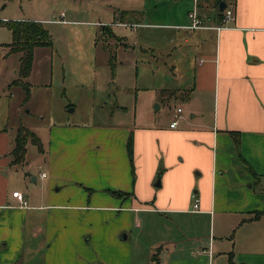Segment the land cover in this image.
Instances as JSON below:
<instances>
[{
    "label": "crops",
    "instance_id": "0c3cea01",
    "mask_svg": "<svg viewBox=\"0 0 264 264\" xmlns=\"http://www.w3.org/2000/svg\"><path fill=\"white\" fill-rule=\"evenodd\" d=\"M220 1L136 0L115 15L163 26L169 52L154 61L176 87L153 101L184 103L176 127L172 115L52 127L36 173L11 162L18 107L0 118V264H264V0H223L225 26ZM194 7L202 25L191 29Z\"/></svg>",
    "mask_w": 264,
    "mask_h": 264
},
{
    "label": "rangeland",
    "instance_id": "374dc122",
    "mask_svg": "<svg viewBox=\"0 0 264 264\" xmlns=\"http://www.w3.org/2000/svg\"><path fill=\"white\" fill-rule=\"evenodd\" d=\"M136 5V0H0V118L17 106V121L43 142L52 127L105 129L143 121L168 123L174 107L184 103L153 101L161 86L176 83L168 66L154 61V55L169 52L166 32L158 28L163 26L150 24L135 30L130 23H114L120 10ZM22 20L41 23L52 41L33 48L28 91L10 84L17 76L21 53L8 52L12 37L2 25ZM126 20L138 21L135 15ZM40 159L41 152L28 142L18 169L25 170L29 162L36 173L44 171ZM26 181L34 184L29 173ZM207 228L205 224L201 231Z\"/></svg>",
    "mask_w": 264,
    "mask_h": 264
},
{
    "label": "trees",
    "instance_id": "16d2710c",
    "mask_svg": "<svg viewBox=\"0 0 264 264\" xmlns=\"http://www.w3.org/2000/svg\"><path fill=\"white\" fill-rule=\"evenodd\" d=\"M118 20V17L117 19ZM2 25L6 27L12 37V41L6 46L9 47V52H20V79L14 82H19L21 86L28 91V83L24 79L29 75L32 63V51L35 46L51 45L52 41L48 32L44 29L41 23L36 21H3ZM103 29L105 28L102 26ZM110 30V29H109ZM111 32V31H109ZM30 141L38 150H42V145L39 137L26 127H19L14 137V143L10 152L12 164L23 162L26 153V144ZM264 214L263 210L257 212L255 217Z\"/></svg>",
    "mask_w": 264,
    "mask_h": 264
},
{
    "label": "built area",
    "instance_id": "2783aa9c",
    "mask_svg": "<svg viewBox=\"0 0 264 264\" xmlns=\"http://www.w3.org/2000/svg\"><path fill=\"white\" fill-rule=\"evenodd\" d=\"M188 19H189V27L191 29H195L198 28L202 25V20L198 15L197 12V8L194 7L192 8L188 14ZM234 19L233 13L230 9L225 8L224 11L222 12L221 15V26H225L228 23L232 22ZM220 27H217V29H219ZM181 112L182 109L181 107H177L173 113H172V118H171V122L169 124L170 128H174L176 127L178 120L181 118ZM44 176V174H43ZM12 196L15 197L20 205H25L26 204V200L23 197V194L20 191H12ZM193 201H194V209H198V199L195 197V195H192Z\"/></svg>",
    "mask_w": 264,
    "mask_h": 264
},
{
    "label": "water",
    "instance_id": "95a60500",
    "mask_svg": "<svg viewBox=\"0 0 264 264\" xmlns=\"http://www.w3.org/2000/svg\"><path fill=\"white\" fill-rule=\"evenodd\" d=\"M226 7V4L224 2L219 3V10L222 11Z\"/></svg>",
    "mask_w": 264,
    "mask_h": 264
}]
</instances>
